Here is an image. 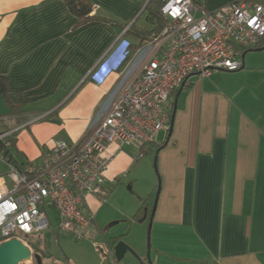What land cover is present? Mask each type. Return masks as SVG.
I'll list each match as a JSON object with an SVG mask.
<instances>
[{
  "label": "crops",
  "instance_id": "obj_1",
  "mask_svg": "<svg viewBox=\"0 0 264 264\" xmlns=\"http://www.w3.org/2000/svg\"><path fill=\"white\" fill-rule=\"evenodd\" d=\"M87 1L94 17L81 22L65 0H0V74L25 100L21 113L1 115L8 120L0 132L14 130L16 163L37 162L56 139L80 141L124 84L141 73L148 58L159 55L144 51L148 41L128 60L124 57L130 41L137 42L123 34L124 28L148 23L142 0ZM197 1L215 10L237 0ZM248 53L236 71L192 74L172 94L171 132L172 113L168 128L142 148V157L157 154L161 187L151 232L158 264H264V66ZM138 151L133 144L108 145L106 154L113 157L104 184L109 191L104 197L87 195V213L94 218L83 237L93 232L110 187L134 182L131 172L142 158ZM152 188L140 197L132 218L141 207L150 213L158 183ZM48 209L52 226L46 231L58 235L63 231ZM112 239L106 242L109 251ZM29 242L33 250H42L47 264L52 256L44 244Z\"/></svg>",
  "mask_w": 264,
  "mask_h": 264
},
{
  "label": "built area",
  "instance_id": "obj_2",
  "mask_svg": "<svg viewBox=\"0 0 264 264\" xmlns=\"http://www.w3.org/2000/svg\"><path fill=\"white\" fill-rule=\"evenodd\" d=\"M161 15L164 24L144 49L159 55L148 58L141 73L124 84L80 141L56 139L37 162L26 164L16 163L13 154L0 155L11 179L9 187L0 178V242L18 238L32 248L30 236L52 226L48 208L54 210L61 231L82 238L94 218L87 213V195L104 197L109 191L104 184L113 157L106 154L108 145L133 144L139 148L137 157H142L143 146L169 126L175 90L192 74L238 70L242 54L264 38V0H237L215 10L194 0H164ZM128 54L127 49L124 57ZM13 133L1 131L0 140ZM28 262L35 264L34 258Z\"/></svg>",
  "mask_w": 264,
  "mask_h": 264
},
{
  "label": "rangeland",
  "instance_id": "obj_3",
  "mask_svg": "<svg viewBox=\"0 0 264 264\" xmlns=\"http://www.w3.org/2000/svg\"><path fill=\"white\" fill-rule=\"evenodd\" d=\"M143 21L144 16H141L139 22ZM248 57L252 58L256 65L264 66V49L248 53ZM9 110L8 105L0 98V128H2V123L8 120L4 118L5 116L1 115L8 113ZM8 170V163L0 158V173H2L0 178L11 187V179L7 174ZM131 175L134 177L132 185L121 183L114 184L113 187H110V194L106 197L102 208L96 215L97 220L93 232L90 231L82 239L63 232L57 235L56 231V234L55 232L53 234L52 229L42 232L41 238L39 237V233L30 236L33 243L44 244L45 250L52 256L47 264H106L108 259L102 255L99 247L109 252L106 242L110 238L117 236L120 237V240L131 246L136 253L135 255L132 252H127L121 261H117L119 264H142L139 260L140 257L147 261L148 219L140 221V219H133L132 215L139 208L140 197L148 196L153 189V185L158 183V173L154 166V156L147 154L140 158L135 164ZM156 192L157 189L154 191L152 200H150V204L152 203V205L156 197ZM53 223L58 227V221L56 222V219L53 220ZM152 244L151 232L150 257L153 264H158L155 262L153 256L155 252L152 249ZM110 255L109 253L108 258H111L113 261V256ZM113 262L114 264L117 263L115 261ZM23 264L28 263L23 262ZM162 264H169V262L164 260Z\"/></svg>",
  "mask_w": 264,
  "mask_h": 264
},
{
  "label": "trees",
  "instance_id": "obj_4",
  "mask_svg": "<svg viewBox=\"0 0 264 264\" xmlns=\"http://www.w3.org/2000/svg\"><path fill=\"white\" fill-rule=\"evenodd\" d=\"M73 14H75L80 21H86L94 17L91 15V4L87 0H65ZM142 0L141 7H143V13L146 15L147 25L145 27H139L137 24L133 23L129 25V28L124 33L126 35H132L133 38H136L137 42L133 40L130 41V49L129 54L126 57L128 60L132 54L133 49L139 48L143 43L151 41L154 33H158V31L162 28L164 24V19L161 15V7L164 4V0ZM195 3H199L197 0H194ZM136 42V43H135ZM0 97L4 98V100L8 103L10 107V111L8 115L19 114L23 111L25 100L23 98L22 91H13L9 88L8 79L6 76L0 74ZM173 110L171 109V113ZM6 141H11V145L8 146ZM14 143V134L9 136L7 140H0V155L7 156L9 154L12 155L11 146ZM144 147V146H143ZM145 209L141 207L137 213L134 215L133 219H139L143 216ZM120 240V237H114L111 240V245L113 246ZM32 245V243H30ZM36 252H40L43 254L41 249L35 248ZM107 259H109L107 257ZM116 262V260L114 259ZM144 261V260H143ZM145 262V261H144ZM118 264V262H117Z\"/></svg>",
  "mask_w": 264,
  "mask_h": 264
},
{
  "label": "water",
  "instance_id": "obj_5",
  "mask_svg": "<svg viewBox=\"0 0 264 264\" xmlns=\"http://www.w3.org/2000/svg\"><path fill=\"white\" fill-rule=\"evenodd\" d=\"M263 49H264V46L255 47V48H251V49L246 50L242 54L243 63L245 61V56L248 52L261 51ZM243 66H244V64H243ZM182 87H180V90L182 89ZM174 116H175V110L172 112V115H171V122H170V128H169L170 132H171L172 127H173ZM154 166H155L156 171L158 173L157 154L154 156ZM158 180H159V182H158L156 197H155L153 206L150 210V213L148 212V209H145V214L140 219V221L148 219V252H147L148 264H153L151 261V257H150L151 228H152L153 217H154L156 206H157V199H158V195H159V191H160V187H161L159 174H158ZM111 247H112V251L110 250L109 252H107L103 248L99 247L100 252L102 253V255L105 258L109 257V253L113 254L116 261H121L127 252H132L136 255L133 248L122 240H119L116 244H114ZM32 258H34L36 264H43V254L40 252H36L35 250H33V248H31L29 245H27L26 243H24L20 239L11 238V239L3 240L2 242H0V264H23L24 261H29ZM139 260L142 264H145L141 258H139Z\"/></svg>",
  "mask_w": 264,
  "mask_h": 264
},
{
  "label": "bare ground",
  "instance_id": "obj_6",
  "mask_svg": "<svg viewBox=\"0 0 264 264\" xmlns=\"http://www.w3.org/2000/svg\"><path fill=\"white\" fill-rule=\"evenodd\" d=\"M24 262H28V261H24Z\"/></svg>",
  "mask_w": 264,
  "mask_h": 264
}]
</instances>
